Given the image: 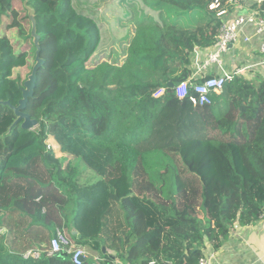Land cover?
Instances as JSON below:
<instances>
[{
  "label": "trees",
  "instance_id": "1",
  "mask_svg": "<svg viewBox=\"0 0 264 264\" xmlns=\"http://www.w3.org/2000/svg\"><path fill=\"white\" fill-rule=\"evenodd\" d=\"M16 1L31 10L43 65L24 110L38 129L22 130L1 102L18 105L25 81L15 70L28 54L0 33V264H72L64 253L23 258L49 245L56 229L104 264H197L207 244L218 250L235 226L261 219L264 82L235 76L209 106L174 94L194 49L217 37L214 0H141L203 12L206 21L140 23L121 64L93 66L101 28L74 0H0L5 29L32 41ZM48 138L63 157L46 148ZM73 159L94 183L78 182Z\"/></svg>",
  "mask_w": 264,
  "mask_h": 264
},
{
  "label": "built area",
  "instance_id": "2",
  "mask_svg": "<svg viewBox=\"0 0 264 264\" xmlns=\"http://www.w3.org/2000/svg\"><path fill=\"white\" fill-rule=\"evenodd\" d=\"M239 2L240 0H214L209 5V10L215 11L216 16L221 19V26L219 27L217 37L210 48L202 51L198 48L194 49L189 66V78L174 87L175 96L179 99L187 98L193 107L211 105L212 96L221 94L226 81L231 80L237 75H243L245 68L231 73L222 72L220 76H211L213 74L211 67H221L223 55L226 54L230 46L239 44L243 32L248 27L252 29L253 33L248 36L245 35L243 41L259 40L258 52L262 60L261 64L264 65V0H256L260 9L250 12L248 15L232 16V10L239 6ZM164 93L165 89L160 88L153 94V97L159 98ZM46 148L54 150L48 143H46ZM54 233L49 245L29 250L23 255V258L37 259L42 254L50 256L64 253L69 256L72 264H83L87 258H91L90 264H104L106 262L105 259L92 254L87 247L72 242L63 230L56 229ZM108 264L120 263L112 260ZM197 264L210 263L205 257H202Z\"/></svg>",
  "mask_w": 264,
  "mask_h": 264
},
{
  "label": "rangeland",
  "instance_id": "3",
  "mask_svg": "<svg viewBox=\"0 0 264 264\" xmlns=\"http://www.w3.org/2000/svg\"><path fill=\"white\" fill-rule=\"evenodd\" d=\"M74 6L81 13L92 16L101 28L100 44L97 52L91 59L92 62L89 63L90 66L101 61H119L118 63L121 64L135 27L140 23H147V21L168 23V15L169 20L177 22L182 27H194L206 21L203 19V12H183L174 7L167 6L170 10L168 12L164 7L156 8L154 6H146L141 0H74ZM14 8L18 12V21H21L28 34L30 26L32 25L30 8L24 5V1H16ZM8 21V17H2L0 19V33H6L8 35L15 50L20 49L28 54L26 66L20 70H15V77H20L22 82H24L28 80L32 68L35 65V53L32 46L33 40L31 41L28 36L24 39L19 37L16 30L7 31L5 24ZM37 129L34 128V130ZM46 143L53 147V152L56 157H63L59 152V146L52 138H48ZM67 158L70 159V157ZM72 165L77 168V179L81 185L86 183L91 184L96 181L94 174L78 160L73 159ZM5 231L4 228H0V235H7ZM94 255L98 256L95 253ZM90 261L91 258H88V262Z\"/></svg>",
  "mask_w": 264,
  "mask_h": 264
},
{
  "label": "crops",
  "instance_id": "4",
  "mask_svg": "<svg viewBox=\"0 0 264 264\" xmlns=\"http://www.w3.org/2000/svg\"><path fill=\"white\" fill-rule=\"evenodd\" d=\"M258 9L260 6L256 0H240L239 6L232 10V16L248 15ZM252 33V29L248 27L243 32L239 44L228 48L222 57L221 67H211L213 76L245 68L243 75L237 76L243 77L255 86L264 82V65L261 64L258 52L259 40L243 41L245 35ZM204 257L210 264H264V215L251 226H235L218 250H213L207 244Z\"/></svg>",
  "mask_w": 264,
  "mask_h": 264
},
{
  "label": "water",
  "instance_id": "5",
  "mask_svg": "<svg viewBox=\"0 0 264 264\" xmlns=\"http://www.w3.org/2000/svg\"><path fill=\"white\" fill-rule=\"evenodd\" d=\"M31 14V13H30ZM31 35L33 36V44L36 47L35 52V65L32 68L31 74L29 75V78L27 81L23 84L22 89V97L18 102L17 106L10 105L9 102H1L4 106H9L11 110L14 112V115L16 116V120L13 123V126H17L20 124V127L22 130H32L37 127V121L32 120L28 114L24 112L26 103L29 98L33 96V90L35 87V82L37 78V72L43 65V60L39 57V47H38V37L35 35V22L31 17ZM104 252V250H102ZM85 261V259H83Z\"/></svg>",
  "mask_w": 264,
  "mask_h": 264
}]
</instances>
